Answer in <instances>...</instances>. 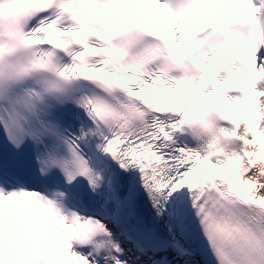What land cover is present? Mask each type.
<instances>
[{"label":"snow or ice","instance_id":"obj_1","mask_svg":"<svg viewBox=\"0 0 264 264\" xmlns=\"http://www.w3.org/2000/svg\"><path fill=\"white\" fill-rule=\"evenodd\" d=\"M8 5L0 131L37 186L0 168V264H264V0ZM197 97L239 154L175 139Z\"/></svg>","mask_w":264,"mask_h":264},{"label":"clouds","instance_id":"obj_2","mask_svg":"<svg viewBox=\"0 0 264 264\" xmlns=\"http://www.w3.org/2000/svg\"><path fill=\"white\" fill-rule=\"evenodd\" d=\"M13 17L10 13V6L8 5V0H0V26L6 27L10 23H12ZM173 71L180 72L184 71V69L174 68ZM202 99H208L207 97H197L193 99V103L188 105V109L194 113L193 120L191 125L198 126L202 142L209 149L211 146V150H218L223 152V147L220 142V137L218 136V128L216 123L212 120L209 111L200 110L199 104Z\"/></svg>","mask_w":264,"mask_h":264}]
</instances>
